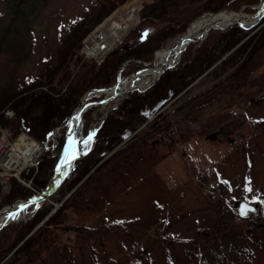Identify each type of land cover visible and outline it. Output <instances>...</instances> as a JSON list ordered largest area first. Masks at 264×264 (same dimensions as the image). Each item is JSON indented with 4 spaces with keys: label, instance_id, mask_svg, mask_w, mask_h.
<instances>
[{
    "label": "rangeland",
    "instance_id": "374dc122",
    "mask_svg": "<svg viewBox=\"0 0 264 264\" xmlns=\"http://www.w3.org/2000/svg\"><path fill=\"white\" fill-rule=\"evenodd\" d=\"M99 1L43 0L31 3L26 23H15L19 32L12 34L15 38L10 43L14 48L6 46L11 50L0 53V90L17 89L56 63L61 42ZM155 1L149 0V4ZM261 2L259 0L251 6L250 11L246 6L238 11H222L248 16L257 12ZM124 7L123 4L116 8L94 26L82 39V44L91 43L97 30L107 29L108 18L115 17ZM15 11L17 8L10 0H0V36ZM211 14L217 13L206 12L193 19L184 31L162 43L158 50L175 43L195 20ZM262 14L263 17L247 29L250 32L234 49L249 38L255 39L256 45L261 44L262 36L257 34L264 29V9ZM148 27L150 32L154 31V27ZM208 34L190 44L199 45ZM137 39L129 36L126 48L136 44ZM2 41L0 46L5 44ZM228 56L225 54L200 70L193 69L191 75L198 72L195 78L164 104L160 114L146 125L156 113L153 107L144 113L146 115L137 117L125 138L135 134L127 142L118 141V147L108 149L96 166L79 164L88 151L87 145L96 137L106 113L131 92L139 90L128 91L108 104L89 108L86 120L83 121V115L80 121V124L88 121L89 133L82 138L74 135V159L66 169L62 183L40 206L27 208V213L14 221L32 219L39 207L46 210L15 250L38 229L47 228L49 220L65 208L66 221L49 226L52 230L49 235L53 240L51 246L44 242L39 251L35 250L38 251L35 256L20 257V262L11 258L14 250L1 264H264V46L247 64H243L245 68L237 76L232 75L240 68L238 65L231 63L222 67L221 61ZM102 61L96 62L100 64ZM148 62L136 60L134 63L141 65L135 71L130 65H124L127 68L123 66L126 69L119 71L110 86L142 70ZM245 72L248 76H243ZM242 77L245 78L240 79ZM50 81L57 85V81ZM175 86L170 89L179 88ZM100 89L104 88L86 91L66 122L51 126L56 132L64 133V141L69 119L83 96L96 90L92 92L95 94ZM103 98L95 97L92 101ZM39 112L35 110L33 113ZM4 116L14 118L15 113L6 108ZM102 133L105 134V129ZM50 141L48 138L44 144L48 147ZM115 149L116 152L104 163ZM55 165L46 186L54 177L58 160ZM35 169L34 173L39 167ZM23 180L31 190V197L45 188L32 189L31 180L24 177ZM222 183L226 184V193L219 197L217 189ZM9 191L7 181L0 190L2 204ZM25 198H15L7 205L0 204V210L22 203ZM242 200L259 208L255 214L261 210L263 217L256 226H252L250 220L255 214L240 221L244 218L238 215L235 205ZM222 224L226 228L219 230ZM45 241L49 240L46 238Z\"/></svg>",
    "mask_w": 264,
    "mask_h": 264
},
{
    "label": "trees",
    "instance_id": "16d2710c",
    "mask_svg": "<svg viewBox=\"0 0 264 264\" xmlns=\"http://www.w3.org/2000/svg\"><path fill=\"white\" fill-rule=\"evenodd\" d=\"M42 1L10 0L11 5L17 8V11L10 17L1 32L0 45L3 42L2 40L5 44L0 46V53L1 51L8 52L7 50H11L7 49L6 46L14 48L13 44L10 43L15 38L12 37V34L14 31L19 32L18 26L15 29V23L17 21L18 23H26L28 11L31 10V8H28L29 5ZM129 1L100 0L96 8L81 18L75 28L61 42L57 50L56 63L51 65L50 68L47 67V71L43 69L44 72L42 71L40 76L34 77L17 89L3 88L0 90V127L10 126L17 131H26L42 142H46L48 138H51L50 145L40 158L38 172L34 173L36 169H27L23 172V177L27 181L28 179L31 180L32 189L46 187L48 177L53 173L55 164L64 147V133L56 132L55 128L51 126L57 125L61 121L65 123L67 116L77 106L80 97L86 91L93 88H107L112 85L118 77L119 71H122V69L124 71L127 68L126 66L130 65L132 71L137 70L141 64L134 63L136 60L152 61L154 51L158 50L162 43L184 31L188 23L198 16L206 12L217 13L225 9L238 11L242 6H246V10L250 11L252 10L251 6L259 3V0H156L143 11L138 26L133 28L125 38V42H127L129 36L138 38L136 44L125 49L121 47L114 49L100 64L95 60H83L78 55V49L82 46V39L116 8ZM19 16L20 19H18ZM148 26L154 27V31L150 32L141 41L139 38L142 36V31ZM249 32L250 30L235 24L224 29H214L208 34L207 37L209 38H204L199 45H188L176 67L165 71L146 90L131 92L106 114L96 137L90 145H87L88 151L83 157V162L80 161L79 164L96 166L106 156L108 149H112V147L114 149L118 145V141L122 142L124 140L128 129L137 117L146 115L144 113H148L152 107L158 112L165 103L172 99L177 91L187 86L188 82L192 81L198 73L191 75L193 69H201L202 66L207 67L220 60L223 55L229 54L230 56L221 61L224 64L222 67H228V64L231 63L234 66L238 65L240 68L235 70L232 76L240 75L241 70L245 68L243 64H247L254 53L264 46L263 29L262 32L257 34V36H262L261 44L256 45L255 39L249 38L244 44L234 49ZM131 40L134 41V39ZM230 51L232 52L230 53ZM243 76H248V72H245ZM51 79L57 81V85L50 81ZM174 84L179 86L175 91L170 89ZM6 108H11L14 111V118L4 116ZM35 110L40 112L33 113ZM89 112L87 110L84 113L83 121L86 120ZM83 121L75 133L77 138H82L89 133L87 129L88 121L85 124ZM104 129L105 134L102 133ZM54 134L55 137H52ZM107 162L108 159L104 163ZM9 185L10 191L3 197L4 203L0 202L2 205L10 204L15 198H30L32 195L30 188L16 178H10ZM225 187V183L218 185L217 193H219V197H224ZM45 212L46 210L43 207H39L32 219L24 222H11L2 229L0 233V264L33 230L38 222L37 218L46 214ZM262 217L261 210H259L250 219L251 225L256 226L259 224ZM244 220L247 219H241L240 221ZM65 221L66 208L49 220L47 228L38 229L31 238L15 250L11 258L20 262V257L35 256L44 242L51 246L53 240L49 238L52 231L49 230V226H53L55 223L61 225ZM254 222L257 223L254 224ZM225 228V225L222 224L219 230ZM46 238L49 241H45ZM32 243L37 245L34 246Z\"/></svg>",
    "mask_w": 264,
    "mask_h": 264
},
{
    "label": "built area",
    "instance_id": "2783aa9c",
    "mask_svg": "<svg viewBox=\"0 0 264 264\" xmlns=\"http://www.w3.org/2000/svg\"><path fill=\"white\" fill-rule=\"evenodd\" d=\"M148 3L149 0H134L126 4L122 12L109 18L107 29L96 31L91 43L80 49V54L84 58L102 61L111 50L122 43L127 33L138 23L140 12ZM16 148H19L18 151ZM44 149V144L30 134L18 132L11 127H1L0 190L4 189L10 178H16L26 184L22 176L23 171L37 168ZM13 152L18 154L14 155Z\"/></svg>",
    "mask_w": 264,
    "mask_h": 264
},
{
    "label": "bare ground",
    "instance_id": "6f19581e",
    "mask_svg": "<svg viewBox=\"0 0 264 264\" xmlns=\"http://www.w3.org/2000/svg\"><path fill=\"white\" fill-rule=\"evenodd\" d=\"M247 16H243L242 14L233 13L231 11H220L214 15H206L197 20H195L191 26L188 28L186 34L183 37L179 38L175 43L168 45L166 48L157 51L156 58L154 60V64L150 69H146L142 71L140 74H136L135 76L125 78L124 80H120V84L113 91L108 93V96L112 94L116 95V97L120 96L123 93H126L131 90H144L147 88L148 84H150L154 78H156L165 68L174 65L180 59V55L184 47L190 42V39L195 38L202 30H205L207 27L211 25L215 26H225L230 24L231 22H239L240 24H245L246 26L251 25V23H255L258 20L246 22ZM251 22V23H250ZM99 93V92H96ZM91 92L84 95L81 99L82 108L92 103L96 96ZM80 109H76L75 113L72 115L71 120L67 124V135L64 143V152L61 156L59 162V169L55 175L53 180V186L55 187L59 182H61L65 176L66 169L70 165V161L74 158L75 154V142L74 135L75 130L78 123V117ZM80 123V122H79ZM19 148L15 150L18 151ZM14 155H17L18 152H13ZM43 155V153H42ZM41 155V156H42ZM40 156V158H41ZM40 160V159H39ZM45 199V198H44ZM43 199V200H44ZM21 203H14L12 206L4 208L0 210V227L11 218L19 219L23 217L27 212V209L18 212Z\"/></svg>",
    "mask_w": 264,
    "mask_h": 264
},
{
    "label": "water",
    "instance_id": "95a60500",
    "mask_svg": "<svg viewBox=\"0 0 264 264\" xmlns=\"http://www.w3.org/2000/svg\"><path fill=\"white\" fill-rule=\"evenodd\" d=\"M263 9H264V0H262L260 6L258 7L257 12H255L254 14H250V15L247 16L248 18H247L246 22H249V21H251V20H252V21H254V20H260V19L263 17V14H262V10H263ZM212 15H214V14H212ZM256 22H257V21H256ZM256 22H255V23H252V24L249 25V26H246L245 24H240L239 22H231L230 24L236 23V24L240 25L241 27H243V28H245V29H249V28L253 27V26L256 24ZM230 24H227V25H225V26H215V25H211V26L207 27V28L203 31L202 34L197 35L195 38L190 39V42H193V41H195V40H198V39H201V38L205 37V36H206V35H207L212 29H215V28H225V27L229 26ZM183 36H184V35H183ZM183 36H182V37H183ZM190 42H189V43H190ZM189 43H188V44H189ZM188 44H187V45H188ZM187 45L184 47V49L187 47ZM125 47H126V46H123L122 48H125ZM184 49H183V50H184ZM183 50H182V51H183ZM181 53H182V52H181ZM156 54H157V52H156ZM156 54H155V58H156ZM180 56H181V55H180ZM155 58H154L150 63H147V64H146V67H145L144 69H142V70H140V71H137L136 73L130 75L129 77L135 76L136 74H140L142 71H144V70H146V69H150V66L154 63ZM176 64H177V63H175L174 65H171V66L165 68L164 71L168 70L169 68H172V67L175 66ZM164 71H162V73H163ZM162 73H160L158 76H160ZM119 84H120V82L116 83V84H115L114 86H112V87H108V88H106V89H104V90H101V93H102V94H106V96H105L102 100H100V101L90 103L89 105L85 106L84 109H81V108H82V104H81L82 101H81L80 104H79V106H78V108H77V109H80V111H79L80 115H79V117H78V123H77V125H78L79 122L81 121L82 116H83V113H84V112H85L90 106H92V105H96V104H104V103L107 104V103H109L110 101H112L114 98H116V95L112 94L111 96H108V93L111 92V91H113L112 89H115L116 87H118ZM71 118H72V117H70L69 121L71 120ZM66 137H68V135H67V131H66ZM64 149H65V148H63V151H62V153H61V155H60L59 162H60L61 156L63 155ZM115 151H116V149H115L114 151H112V152L107 156V158L110 157ZM107 158H106V159H107ZM106 159H105V160H106ZM71 161H72V160H71ZM71 161H70V163H71ZM58 169H59V164L57 165V168H56V172H55V174H54V177L51 179V181L49 182V184L47 185V187H46L45 189L41 190L39 195L34 196V197H32V198H29V199H24V200L22 201L21 205H20V208L18 209V212H19V211H22V210H24V209H27V208H29V207L32 206V205H37V204L40 205V203H42V201H44V200H43L44 198H45V199L48 198L52 193L55 192V190L57 189V187H58V186L61 184V182H62V181L59 182L55 187L53 186V180H54V178H55V175H56ZM11 206H12V205H11ZM8 207H10V206H8ZM235 207L238 208V213H239L240 217H242V218H246V217H248V216L250 215V213H255L256 210H257V208H256L254 205H252V204H250V203H248V202H246V201H241V202L237 203V204L235 205ZM5 208H7V207H5ZM17 220H18V219L11 218L10 220L6 221V222L0 227V231H1L2 228H3L5 225H7L8 223H10V222H12V221H17ZM37 229H38V227L35 228V230H37ZM10 256H11V255H10ZM10 256H9V257H10ZM9 257H8V258H9ZM8 258H7V259H8ZM4 263H5V262H3V264H4Z\"/></svg>",
    "mask_w": 264,
    "mask_h": 264
},
{
    "label": "flooded vegetation",
    "instance_id": "af4514ba",
    "mask_svg": "<svg viewBox=\"0 0 264 264\" xmlns=\"http://www.w3.org/2000/svg\"><path fill=\"white\" fill-rule=\"evenodd\" d=\"M129 139H130V138H129ZM129 139H128V140H129ZM128 140H127V141H128ZM127 141H126V142H127Z\"/></svg>",
    "mask_w": 264,
    "mask_h": 264
}]
</instances>
